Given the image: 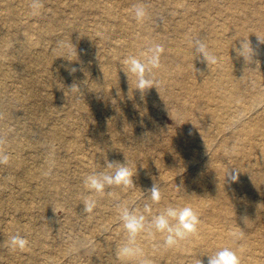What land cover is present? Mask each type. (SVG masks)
<instances>
[{"label": "bare ground", "instance_id": "bare-ground-1", "mask_svg": "<svg viewBox=\"0 0 264 264\" xmlns=\"http://www.w3.org/2000/svg\"><path fill=\"white\" fill-rule=\"evenodd\" d=\"M149 1L142 0L144 3ZM251 1H222L224 7L220 16L223 12L225 14L221 18L197 17L190 21L194 24L189 29H184L183 18L170 20L161 28L174 33L168 36L166 44L149 37L141 23H138L139 30L134 35L132 32L135 31L120 21L118 24L129 38L117 44L115 50H110L113 53L83 49L88 58L86 71H89L92 86L85 87L77 78L74 83L68 81L65 89L74 94L70 88L77 86L78 89L84 88L88 96V90L101 96L98 113L104 119L94 122L93 138L81 139L74 130L71 132L73 140L66 145L78 154L75 157L76 172L83 174L80 175L81 183L73 184L63 178L58 184L56 180L61 174L53 173L46 179L25 166V160L29 159L28 144L20 141L14 127L17 126L23 135L36 137V148H44L50 157L56 154L55 149L42 144L47 138H56L63 146L60 142L63 128L52 124L44 132L43 117L51 116L54 108L39 105L43 96L27 82L26 73L15 71L8 74L19 77L23 83V87L14 92L7 91L5 82L0 80V136H7L6 146L14 150L13 154L7 151L10 163L5 167L17 165L22 168V175L12 173L16 190L2 192L4 188L0 184V193L7 194L0 199H5L2 201L7 203L8 210L18 213L17 218L11 215L0 221V249L8 243L12 233L19 232L30 241L26 251H13L10 247L6 255L0 251V264H57V256L70 254L73 257V250L79 246L87 254L86 261L81 263L72 259L68 264H139L138 260L122 261L117 256V249L126 238L118 218L119 207L123 205L138 210L149 219L169 206H189L199 216L197 232L175 247H165L164 234L161 233H156L153 238L143 233L138 236L137 241L144 252L142 259L147 264H208L209 257L224 247L236 251L241 264H264V241L256 235L257 229L264 227V6L260 8L259 4L253 3L254 0ZM85 3L89 4L88 10H97L106 19L115 16L112 4L108 5L110 0H85ZM21 4L25 6L26 2ZM10 6L0 2V22L10 20L8 27H2L0 32V46L6 51L11 49L10 59L25 67L31 50L28 31L37 29L40 37L50 34L55 14L50 10L39 26H34L28 18L22 24L20 16L22 18L26 11L19 9V5L17 11L9 9ZM174 9L180 8L176 6ZM197 10L201 12L205 8L198 7ZM95 26L102 29L99 39L106 41L109 28L98 20ZM206 29L210 33H206ZM193 38L202 39L209 51L218 56L219 63L207 65L202 57L193 58ZM78 39L90 40V36L81 32ZM242 40L248 41L253 49L250 63H246L236 51ZM146 45L149 48L160 46L163 58L160 59V68L153 70L158 86L140 90L135 88L136 76L129 70L127 59L135 56L143 60L142 47ZM121 48L128 50L125 57L118 55ZM6 51L0 53V65L6 59L3 55ZM75 57L78 58L64 55L61 68L59 66L55 74L65 75ZM46 60L44 58L42 62L45 64ZM160 101L173 105L170 110L180 130L163 136L160 152L155 154L156 158L150 159L152 151H143L141 142L152 140L159 132L160 128H151L150 122L154 107ZM75 102L82 108L79 117L90 126L87 104L79 100ZM36 110L42 111L41 117L30 116ZM66 117V114L62 116L63 119ZM105 129L109 132L104 136L106 143H100ZM79 143L89 144L92 152L104 148L103 165L100 166L95 153L86 159V155L78 151ZM114 149L121 159L117 163L126 164L134 173L133 190L127 193L124 186H111L104 194L96 195V208L86 213L83 199L88 193L83 185V171L94 168L108 171L105 164L111 162L109 157ZM154 184L161 193L159 202L152 200L150 190ZM27 186H30L29 190ZM18 193L28 194L33 199L29 204L12 199L11 195ZM55 195L67 198L70 205L67 210L69 218L61 224L75 230L78 222L82 229L67 246L57 243L59 230L55 238L57 242L53 238L49 243L45 242L49 238V222L40 218L50 207L45 201ZM145 206L150 212L145 211ZM2 209L0 205V214ZM21 217H26L25 221ZM240 231L244 238L234 242L232 233ZM34 243L39 245L35 247Z\"/></svg>", "mask_w": 264, "mask_h": 264}, {"label": "rangeland", "instance_id": "rangeland-1", "mask_svg": "<svg viewBox=\"0 0 264 264\" xmlns=\"http://www.w3.org/2000/svg\"><path fill=\"white\" fill-rule=\"evenodd\" d=\"M22 1L26 2V5L23 6L21 4ZM80 0H42L44 7L41 9L40 15L32 16L30 14L29 9V0H0L3 5H11L9 9L16 10L24 9L26 11L22 13V18L20 16V20H22V24L27 18L29 22H34V26H39L42 23V20L48 16L50 10L54 11L53 17V29L52 32L44 37H40L37 33V29L34 31H28L27 35L31 39V42H28L30 45V51L28 53L27 66L21 67L18 62L10 59L11 49H3L0 46V53H3L5 56V60L0 65V80L5 82L7 91L14 92L17 88L18 90L23 87V83L20 82V78L8 74H14L15 71L26 73V78L29 79L27 82L30 85H33L38 91L40 95L42 94L43 98H40L39 105L44 106L45 104L49 107L54 108L52 111V115L44 120L45 122L42 124V128L44 132L49 130L52 124H55L57 127L63 128L60 133V142L63 144L61 146L57 139L47 138L46 143L42 144L43 146L53 147L56 151V154L53 156L55 160V167L53 173L61 174V176L56 180V183L62 182L63 178H66L70 183L76 184L81 183L80 173L76 172L78 167L77 162H75V157L78 155L75 150L72 148H67V143L73 140L71 136L72 131H76L79 134L81 139L93 138V130L95 128L94 122L103 120L104 116L98 113L99 109V100L101 96H96L93 91L88 90L89 96L85 94L84 88L79 87L80 92H74V94L69 93L65 87L67 82L70 81L72 83L81 79V83L85 87L92 86L91 76L88 74L89 71H86L88 58L86 57L83 49L92 50V48L97 49L98 53L108 52L113 53L110 50H115L117 44L123 43L124 40H127L129 36L125 31H123L118 22L122 21L124 25H128L133 31L132 34H136L138 29V23L133 17V7L135 5H143L149 13L148 18L141 23L146 27L148 31V36L158 40L159 42L167 43L168 36L174 35V33L169 30L168 32L161 30L164 26H167L171 21L179 20L183 18L184 29H189L194 23L190 21L195 20L197 17L203 18H221L224 12L221 14V8L224 7L225 3L229 0H150L147 3L142 2V0H110L108 5H111L114 15L110 19H106L105 15L100 14L97 10H88L89 4ZM241 1V0H237ZM249 2H252L249 0ZM253 3L259 4L260 8H263L264 2H259V0H254ZM178 6L180 9H174V7ZM198 7L205 8L204 11L197 10ZM235 8H239V5H235ZM15 8V9H14ZM183 8V11H180ZM199 11L200 13H198ZM193 12V13H191ZM103 21L104 25L109 28V34L106 37V41L100 40V32L102 29H99L95 26L96 21ZM10 21V20H9ZM8 21V22H9ZM8 22L2 21L0 22V32L3 28L8 27ZM22 26V25H20ZM97 27V29H96ZM104 28V26H101ZM81 32L87 33L90 36V40H79L78 36ZM139 32V31H138ZM206 33H210L208 29L205 30ZM142 32H140V35ZM227 34V33H226ZM145 35V34H144ZM72 43V44H71ZM69 46L71 48V53L69 54ZM147 46V45H146ZM128 48V47H127ZM127 48H121L119 50V57H125ZM149 47H142V53L144 56L148 55ZM108 50V51H107ZM130 50V48H129ZM131 51V50H130ZM95 54V53H94ZM97 54V53H96ZM1 55L3 58L4 56ZM66 55L70 58L76 55V58L70 65L68 66V71L60 76L55 74V72L59 69L61 65V61L63 56ZM46 58L47 62L44 64L42 60ZM163 58V55H160V59ZM122 63V62H120ZM25 68V69H24ZM61 68V66H60ZM77 73V76L74 75ZM38 75V77H37ZM60 77L62 81L59 82ZM69 78H72L69 80ZM26 87V85H24ZM29 86V85H28ZM76 98V99H75ZM80 101L83 104H87V109L89 110V118L90 123L87 126L83 120L79 117V114H82V108H80L75 101ZM173 105L170 103H166L163 101L158 102L154 107V112L151 117V128H160L158 134L150 141L142 143L141 149L143 151H152V156L150 159L156 158V153L160 152L161 149V139L163 136L177 133L180 129L178 127V123L175 121L174 116L171 113L170 108ZM22 114V113H20ZM30 113H26L28 115ZM67 115L66 119H63L62 116ZM42 111L36 110L30 114L31 117L38 116L41 117ZM5 121V120H4ZM2 121L0 120V124ZM14 130H17V137L20 141L26 142L27 149L29 150V159L25 160V166H29L28 169L33 173L37 174V176H41L42 178H46L48 176L44 175L47 171L48 163L50 160L49 152L45 151L44 148H36L37 139L36 137H28L26 135L21 134V130L15 126ZM99 133L101 134L100 130ZM108 130L105 129L100 138V143H106L104 136L108 134ZM7 142V136L4 137ZM127 140H132L127 138ZM133 141V140H132ZM82 154L86 155V159L92 153H95L97 156L96 159H99L100 166L103 165V149L99 151L92 152L93 148L87 143H79ZM117 145V143H115ZM65 146V147H64ZM7 151L14 153V150L6 146ZM118 149V148H116ZM114 149L111 153L109 159L111 162H119L121 159L118 158V151ZM28 164V165H27ZM90 171H83L84 176L89 174L92 171H99L98 168L88 169ZM16 172L22 175V168L14 165L11 167H5V165H0V184H3V191L9 193L12 189L16 190L14 183L12 182V173ZM11 176V178H10ZM64 187H66L64 185ZM29 190L30 186L26 187ZM124 190L127 193L132 192V187H124ZM3 195H7L5 193H0V197ZM12 199L22 200L23 203L29 204L32 201L33 197L28 194H13ZM2 198V197H1ZM46 199V196H44ZM5 199H0V205L3 207V211L0 214V221L4 220L5 217L15 216L17 218L18 213L14 210H8L9 207L5 201ZM46 204H49V209L46 214H42L40 220L44 222H49L48 226L50 230L48 231V236L45 242L49 243L50 238L55 240L57 230H59V242L58 244H62L63 246L69 245L74 239V235L77 231H81L82 229L79 227L78 222L75 223L76 229L70 230L68 225L61 224L66 220L67 210L70 207L69 201L65 197H61L60 195L52 196L51 198L45 201ZM20 218V217H19ZM21 219L25 221V218ZM74 219V218H73ZM94 220V217H92ZM61 224V225H59ZM59 227V229H57ZM84 229V228H83ZM2 224H0V236L2 235ZM256 235L264 241V227L258 228ZM36 242L39 239H36ZM31 241L34 242L31 238ZM39 243H34V246L37 247ZM52 247V246H51ZM8 243L4 244L0 251H3L6 255L8 253ZM73 257L68 255L57 256V264H68L70 260H75L77 262L84 263L87 259L86 253L83 247L79 246L75 250H73ZM5 260V258H2ZM2 264V262H1Z\"/></svg>", "mask_w": 264, "mask_h": 264}, {"label": "clouds", "instance_id": "clouds-1", "mask_svg": "<svg viewBox=\"0 0 264 264\" xmlns=\"http://www.w3.org/2000/svg\"><path fill=\"white\" fill-rule=\"evenodd\" d=\"M43 7L42 0H29V9L32 16L40 15ZM133 13V18L139 23H143L149 16L148 10L143 5H135ZM191 44L193 58L200 59L202 57L207 65L219 63L218 56L209 51L208 45L202 39L193 38ZM66 47L69 46L66 45ZM236 51L238 55L243 57L246 63L252 62L253 49L248 41L242 40L240 48L236 49ZM161 52L160 46H155L148 49V55L143 60L135 56L128 57L127 65L129 70L136 76V89L145 90L152 86H158V81L154 77L153 70L161 66ZM70 53L71 48L69 47ZM70 90L80 92L77 86H72ZM6 143V139L0 136V165H8L10 163V155L7 152ZM54 167V157H50L48 168L44 175L52 176ZM105 167L108 171H92L83 178V185L88 193L83 199L84 211L86 213H91L96 208V195L104 194L107 188L114 185L126 188L134 186L132 179L134 173L126 164L106 162ZM150 191L152 200L159 202L161 199L159 188L154 184ZM145 211L150 212V209L145 206ZM118 218L126 232V238L118 247L117 256L122 261L138 260L139 264H147L142 259L144 252L137 241V237L142 233L149 238L155 237L156 233L164 234V246L171 248L178 246L181 241L187 240L191 235L195 234L200 223L197 212L189 206H169L163 212L152 215L151 219H149L138 210L130 208L128 205H123L119 207ZM232 238L234 242H238L244 238V233L242 231L233 232ZM29 245L30 241L26 236L20 235L19 232L10 234L8 247L13 251H26ZM208 264H241V261L236 251L230 247H224L209 257Z\"/></svg>", "mask_w": 264, "mask_h": 264}]
</instances>
